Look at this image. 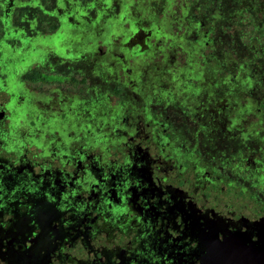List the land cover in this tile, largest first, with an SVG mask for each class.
Returning <instances> with one entry per match:
<instances>
[{"label":"flooded vegetation","instance_id":"af4514ba","mask_svg":"<svg viewBox=\"0 0 264 264\" xmlns=\"http://www.w3.org/2000/svg\"><path fill=\"white\" fill-rule=\"evenodd\" d=\"M192 3L176 38L145 0H0V264H210L209 233L256 231L262 83L206 81L228 3ZM169 38L201 66L126 65Z\"/></svg>","mask_w":264,"mask_h":264},{"label":"rangeland","instance_id":"374dc122","mask_svg":"<svg viewBox=\"0 0 264 264\" xmlns=\"http://www.w3.org/2000/svg\"><path fill=\"white\" fill-rule=\"evenodd\" d=\"M80 1L85 3L90 1L102 2L103 0ZM145 1L151 10L157 11L159 9V13H157L156 17L160 24L165 22V24L167 25L165 31L167 33L170 32L171 35L172 33H174V35H176V38H179L182 32L185 31L186 26L178 25V21L182 17H185V14H188L187 12H185V8H191L193 6V0ZM153 2L156 4L151 5V3ZM226 3H228V7L227 12L225 9L224 13H226L228 20L225 22V24L220 23L217 26L215 34L217 35L216 44L210 46V49L215 50L216 56L221 55L220 59L222 62L216 60L217 58H219V56H215L213 58V60H215L214 64H211L212 67L208 65L211 68L208 67L205 70V76H207L208 79L206 81L213 79L215 76H220L222 73L223 76H227L230 74V76L236 78L240 69H243V67H248V69H252L250 70V72L254 73L257 76L258 81L262 83V89L260 90L261 95L259 96L258 101L264 103V37L259 33L261 29H264V0H226ZM201 5L202 2L199 3L197 7ZM210 6L211 7L209 8L213 7L212 4ZM258 8L260 9L257 10ZM197 10L198 8L194 7L192 10V14L198 13ZM213 10L214 9L212 8L211 12ZM253 25L256 26L255 30H252V27H254ZM77 35H79V33H77ZM158 37L160 36H157L156 38ZM162 37L164 38L163 35ZM172 39L173 38H169V43L166 44L168 50L172 52L166 53L165 56H141L136 59L129 58L126 62V65L132 67L133 71H137L140 67H142V69H144L147 75L151 78H153L156 68L161 65V61L163 58L174 59L175 64H178V66H185V63H187V60L189 58L188 66H191L193 64L196 67L201 66L200 64L196 63V60L193 63V58H191L192 56L190 54L187 56V53H185V51H182L183 49L178 48L176 51H173L172 49L176 48L177 46L179 47L180 43L177 45L176 42L171 41ZM217 63L224 64V68L221 69V65H219L218 67L215 66ZM197 69L200 71L199 74L197 73L198 76H202V70L200 68ZM216 71H219V74H216ZM229 93V100H232L233 93ZM226 99L225 101H229L228 99ZM215 103L214 100H211L210 102H207V100H205L206 106L213 107L215 105L213 108L215 109L214 112L219 114L220 112H222L223 114H225L226 110H222V106L225 108L227 105ZM238 113V109H236L235 114L238 115ZM242 113L243 114H241V117H253L252 115L244 114V111ZM256 117H264V108L263 111L259 112ZM262 133L264 134V129H262Z\"/></svg>","mask_w":264,"mask_h":264},{"label":"water","instance_id":"95a60500","mask_svg":"<svg viewBox=\"0 0 264 264\" xmlns=\"http://www.w3.org/2000/svg\"><path fill=\"white\" fill-rule=\"evenodd\" d=\"M255 222L254 230L249 225L220 228L206 237L208 250H215L216 256L210 264H264V218ZM257 235V239L253 238Z\"/></svg>","mask_w":264,"mask_h":264},{"label":"trees","instance_id":"16d2710c","mask_svg":"<svg viewBox=\"0 0 264 264\" xmlns=\"http://www.w3.org/2000/svg\"><path fill=\"white\" fill-rule=\"evenodd\" d=\"M259 4H260V2H259ZM260 8H258L257 10H259ZM256 21V20H255ZM252 22H253V20H252ZM254 23V22H253ZM254 25H255V23H254ZM253 25V26H254ZM256 26H254V27H252V30H255L256 28H255ZM260 33V35L261 36H263L264 37V29H261V31L259 32Z\"/></svg>","mask_w":264,"mask_h":264}]
</instances>
